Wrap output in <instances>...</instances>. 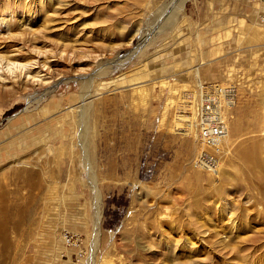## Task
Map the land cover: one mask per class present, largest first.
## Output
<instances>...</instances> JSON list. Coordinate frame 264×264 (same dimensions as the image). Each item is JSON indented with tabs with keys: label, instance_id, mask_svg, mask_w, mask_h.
Here are the masks:
<instances>
[{
	"label": "rangeland",
	"instance_id": "rangeland-1",
	"mask_svg": "<svg viewBox=\"0 0 264 264\" xmlns=\"http://www.w3.org/2000/svg\"><path fill=\"white\" fill-rule=\"evenodd\" d=\"M175 2L0 0V52L53 79L0 82V264H264V0ZM230 82L207 170L198 92Z\"/></svg>",
	"mask_w": 264,
	"mask_h": 264
},
{
	"label": "bare ground",
	"instance_id": "bare-ground-1",
	"mask_svg": "<svg viewBox=\"0 0 264 264\" xmlns=\"http://www.w3.org/2000/svg\"><path fill=\"white\" fill-rule=\"evenodd\" d=\"M175 1L176 2H175V4L173 6L176 7L177 5L181 4L184 0H175ZM165 4H166V2L163 3L161 7L164 8ZM146 34H147V31H144V32L141 31V34H140L141 41H144V39L146 38ZM137 49H139V48H137ZM137 49H134L130 54L134 55L135 53H137L136 52V51H138ZM43 52L44 51H42V52L35 51V53H32L36 57L35 59H25V58H23V56H21L16 51L9 52V53H4V52L1 53L0 52V82H2V83L3 82H9V83H12V84H16V88L17 89H19V88L23 89L22 85L23 84L26 85L27 83H30L32 85L45 84L47 87H46L45 91L42 94L44 95V94L48 93L50 91V86L53 83V79H50L51 77H50V75H47L48 74L47 72L43 73V70L47 69L49 67L48 63H50L49 60H48L49 53L47 55L46 53L43 54ZM59 54L62 55L61 52H59L58 55ZM39 58H42V60L39 59ZM115 60H117V59H115ZM115 60H113L114 62L112 61V63H113L112 65H108V66H106L105 63L103 64V62H99L96 70L93 71V74H92L93 77L86 78L85 77L86 75H81L80 77L83 78V79L80 80V83L83 86H86V85L90 84V82L93 79H95V78L97 79L101 75H105L107 73H110L111 71H113L112 69L117 67V65L122 62V61L120 62V59L117 60V61H115ZM144 65H145V62L143 61V64L141 66H144ZM44 67H46V68H44ZM125 80L127 82L130 81L128 79H125ZM131 84H133V82L130 83V85ZM132 86H134V85H132ZM134 88H136V86H134L132 90H134ZM11 89L13 90V87ZM139 89H138V91H139ZM12 90H10L8 92H12ZM37 95H31V94L28 95L27 98H26L27 104L30 105L33 102L32 99L34 100V98ZM95 95L96 94H94L93 92H91V93L87 92V93H85L82 96V98L80 99L79 103H77V105H74L75 110L77 109V112H78V116H79L78 119L81 120V122L84 121V119H85L84 115H85V113H87V109L84 108L85 107V100L87 98L90 99L91 97H93ZM182 96H183V94H182ZM38 97H39V95H38ZM191 105H192V102L191 101L189 102V100L188 101L184 100V101H181L179 103V109H180L179 118H181L182 116L184 117V116H188L189 115V108H190ZM74 108H71L70 111L73 110ZM181 125H183L181 129L186 131L187 128H188L187 122H185L184 124H181ZM79 134H80L81 137L84 136L83 130ZM98 220H95L96 231L97 232H98V227H99ZM186 242H188V244L192 245L191 244L192 242L190 241L189 238H186ZM94 243H95V247L97 248V242H94ZM92 258H94V257H92ZM87 264H92L91 259L89 260V262Z\"/></svg>",
	"mask_w": 264,
	"mask_h": 264
},
{
	"label": "built area",
	"instance_id": "built-area-1",
	"mask_svg": "<svg viewBox=\"0 0 264 264\" xmlns=\"http://www.w3.org/2000/svg\"><path fill=\"white\" fill-rule=\"evenodd\" d=\"M236 89L232 82L201 84L195 126L202 146L205 144L207 148L201 149L193 160L201 168L214 170L216 167L219 141L227 132L229 114L236 100Z\"/></svg>",
	"mask_w": 264,
	"mask_h": 264
}]
</instances>
